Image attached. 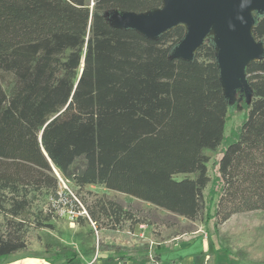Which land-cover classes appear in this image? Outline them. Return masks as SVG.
Wrapping results in <instances>:
<instances>
[{"label":"trees","instance_id":"16d2710c","mask_svg":"<svg viewBox=\"0 0 264 264\" xmlns=\"http://www.w3.org/2000/svg\"><path fill=\"white\" fill-rule=\"evenodd\" d=\"M92 3L0 0V262L50 228L40 221L44 208L71 210L73 222L89 221L97 232L149 224L105 197L85 210L64 192L70 208L60 180L125 194L189 221L204 209V151L223 141L228 110L214 47L205 43L191 59L178 58L170 54L183 26L150 38L105 16L151 13L163 0ZM252 33L264 46V15ZM245 73L252 100L218 162L217 226L264 211V55Z\"/></svg>","mask_w":264,"mask_h":264},{"label":"rangeland","instance_id":"374dc122","mask_svg":"<svg viewBox=\"0 0 264 264\" xmlns=\"http://www.w3.org/2000/svg\"><path fill=\"white\" fill-rule=\"evenodd\" d=\"M91 2L92 0H86L90 7ZM122 14L124 13L115 10L105 12L111 25L132 28L117 24ZM253 15L255 19L259 16L256 13ZM179 43L172 49L171 56L184 57L179 54ZM205 43L211 44L217 52L214 29L203 40V44ZM221 80L228 107L224 139L215 151H204V155L208 157L207 174L210 182L203 192L205 206L197 220L177 217L125 194L91 186L78 190L60 180L61 200L70 208L74 205L66 196H61L64 192L85 210L95 198L105 197L149 224L136 226L134 229L126 224L115 233L97 232V226L89 221L81 224L70 222L66 213L59 211L56 214L50 209V214L44 208L40 221L50 225V228H42L37 236L31 234L25 250L13 254L0 264H119V259L122 258H147L146 262L155 264V256L162 251H165L161 253L164 262L182 259L183 264H264V211L233 215L221 226H217L213 219L220 189L218 162L246 119L252 100L248 87L232 88L224 77ZM183 177L176 175L175 179L181 180ZM47 216L49 220L45 221ZM32 218L30 214L23 215V219L28 222ZM195 238L198 239L189 248H182ZM204 245L206 250L201 252ZM191 256L194 258L186 259Z\"/></svg>","mask_w":264,"mask_h":264},{"label":"water","instance_id":"95a60500","mask_svg":"<svg viewBox=\"0 0 264 264\" xmlns=\"http://www.w3.org/2000/svg\"><path fill=\"white\" fill-rule=\"evenodd\" d=\"M239 3L240 0H163L161 9L142 14L124 13L117 24L131 26L125 29L136 30L150 38L183 26L186 32L179 43V54L184 57H178L182 59H191L214 29L220 76L232 88H245L248 87L246 68L264 55L263 44L252 33L255 25L253 13L264 15V0H250L243 11ZM238 16L243 17V22L237 19Z\"/></svg>","mask_w":264,"mask_h":264},{"label":"crops","instance_id":"0c3cea01","mask_svg":"<svg viewBox=\"0 0 264 264\" xmlns=\"http://www.w3.org/2000/svg\"><path fill=\"white\" fill-rule=\"evenodd\" d=\"M200 238V237H199ZM196 239H198V238H195L194 240H192L186 247H182V248H189L190 247V244H192ZM204 250H206V246L204 245V247H203V250L201 251V252H204ZM162 252H165V251H162ZM162 252H159V253H157V255L159 256V261L161 262V263H165L164 261H162V257H161V253ZM12 256V255H11ZM10 257V256H9ZM9 257H7V258H9ZM6 258V259H7ZM149 258H150V256H149ZM194 257H187L186 259L187 260H190V259H193ZM146 260H147V258H139V259H130V260H128V261H126L125 263H122V264H152L151 263V261L148 263V261L146 262ZM171 261H176V262H178L179 264H183V261H182V259H180V260H171ZM155 262V264H158L156 261H154ZM169 262V261H168ZM7 264H9V263H7ZM119 264H121L120 262H119Z\"/></svg>","mask_w":264,"mask_h":264},{"label":"clouds","instance_id":"9594fccd","mask_svg":"<svg viewBox=\"0 0 264 264\" xmlns=\"http://www.w3.org/2000/svg\"><path fill=\"white\" fill-rule=\"evenodd\" d=\"M248 3H250V0H240V3H239L240 10L243 11L244 8H246L248 6ZM237 19L240 20L241 22H243L242 16H238ZM230 27H234V26L230 25Z\"/></svg>","mask_w":264,"mask_h":264},{"label":"built area","instance_id":"2783aa9c","mask_svg":"<svg viewBox=\"0 0 264 264\" xmlns=\"http://www.w3.org/2000/svg\"><path fill=\"white\" fill-rule=\"evenodd\" d=\"M81 214H85V212L83 211ZM66 216L68 218V220H70V222H73L77 216V214L71 210L66 211Z\"/></svg>","mask_w":264,"mask_h":264}]
</instances>
